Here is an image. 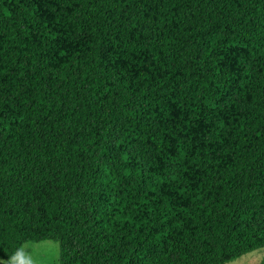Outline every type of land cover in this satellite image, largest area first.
<instances>
[{"label": "trees", "instance_id": "obj_1", "mask_svg": "<svg viewBox=\"0 0 264 264\" xmlns=\"http://www.w3.org/2000/svg\"><path fill=\"white\" fill-rule=\"evenodd\" d=\"M227 264L264 248V0H0V259Z\"/></svg>", "mask_w": 264, "mask_h": 264}, {"label": "rangeland", "instance_id": "obj_2", "mask_svg": "<svg viewBox=\"0 0 264 264\" xmlns=\"http://www.w3.org/2000/svg\"><path fill=\"white\" fill-rule=\"evenodd\" d=\"M25 251L30 253L29 259L36 264L37 259L42 251L47 249L55 250V258L53 264H60V244L53 240H45L42 242H29L24 244ZM0 264H7L3 259H0ZM227 264H264V248L245 254L238 259L231 260Z\"/></svg>", "mask_w": 264, "mask_h": 264}, {"label": "clouds", "instance_id": "obj_3", "mask_svg": "<svg viewBox=\"0 0 264 264\" xmlns=\"http://www.w3.org/2000/svg\"><path fill=\"white\" fill-rule=\"evenodd\" d=\"M30 253L25 251L23 245L17 247L8 259V264H34V261L29 259ZM55 250L47 249L41 252L36 264H53L55 258Z\"/></svg>", "mask_w": 264, "mask_h": 264}]
</instances>
